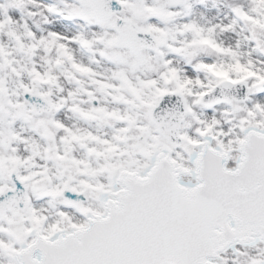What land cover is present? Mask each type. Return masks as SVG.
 I'll return each mask as SVG.
<instances>
[{
  "label": "rangeland",
  "instance_id": "rangeland-1",
  "mask_svg": "<svg viewBox=\"0 0 264 264\" xmlns=\"http://www.w3.org/2000/svg\"><path fill=\"white\" fill-rule=\"evenodd\" d=\"M120 1L124 3L122 11L99 23L91 18V8L85 1L0 0V193L11 188V170L23 167L30 197L27 213L14 210L0 222V264L11 257L19 229L24 236L27 226L40 225V217L57 221V214L51 212L57 210V202L53 203L45 192L48 174L52 175V155L45 154L41 139L54 131L47 121L51 114L34 116L21 100L24 92L40 91L46 97L52 89L56 95L66 96L82 95L87 89L99 101L102 130L110 123L119 126L117 134L124 133L126 125L132 127L122 149L130 151L129 157L101 159L103 175L112 166L145 167L156 144L170 147L178 160L187 164L185 149L211 133L215 135L212 144L233 152L234 163L243 131L250 127L264 129V93L259 94V84L264 83V0ZM118 17L156 38L159 53L132 55L114 47L117 34L112 22ZM215 21L224 23L226 29L231 22L234 29L227 31L242 34L246 53L250 51L241 57L243 60L212 35L208 26ZM77 43L84 57L73 59L76 56L70 49H77ZM236 60L241 61L240 68L234 65ZM73 63L89 66V70L92 66L91 76L77 73ZM177 71L181 81L191 76L188 82L193 84L195 80L196 84L189 89L180 86ZM35 78L54 79V88L36 85ZM226 80L247 85L249 91L243 102L212 107L200 103L204 94ZM152 81H159L158 90L151 86ZM168 91L181 94L188 108L180 124L183 139L176 146L156 135L149 116L161 94ZM68 105L67 109H72V103ZM104 115L115 117L111 120ZM5 139L7 149L3 146ZM102 145L104 149L106 145ZM15 159L21 163H15ZM58 178L54 182L60 184ZM26 216L30 220H24Z\"/></svg>",
  "mask_w": 264,
  "mask_h": 264
},
{
  "label": "water",
  "instance_id": "water-1",
  "mask_svg": "<svg viewBox=\"0 0 264 264\" xmlns=\"http://www.w3.org/2000/svg\"><path fill=\"white\" fill-rule=\"evenodd\" d=\"M89 2L91 14L100 21L119 12L122 5L117 0ZM114 27L120 36L113 43L116 46L134 54L143 48L157 51V42L132 22L118 19ZM260 85L259 94H263ZM226 87L238 90L221 91ZM212 92L202 103L240 102L245 100L247 89L240 83H225ZM216 92L220 97L208 102ZM184 113L182 97L168 93L154 109L152 121L167 140L177 143ZM206 136H211L213 143L215 135ZM155 148L161 147L156 144L150 154ZM164 148L180 162L170 147ZM195 148L196 145L185 149L191 160L199 150ZM241 151L243 160L232 172L225 168L227 155L205 142L195 165L199 185L193 189L178 182L179 174L186 170L160 157L147 179L131 174L123 177L124 189L116 195L117 202L109 204L106 217L92 219L86 229L65 234L54 242L38 237L17 254L19 264H210L209 259L217 258L237 240L245 241L254 235L264 241V134L249 131ZM229 153L232 160L233 152ZM21 188L18 185L16 195L0 198V220L6 211L27 205ZM20 236L21 229L16 235L18 246L30 240L27 235ZM233 250L236 251L225 252L219 263L264 264V246L260 243Z\"/></svg>",
  "mask_w": 264,
  "mask_h": 264
},
{
  "label": "flooded vegetation",
  "instance_id": "flooded-vegetation-1",
  "mask_svg": "<svg viewBox=\"0 0 264 264\" xmlns=\"http://www.w3.org/2000/svg\"><path fill=\"white\" fill-rule=\"evenodd\" d=\"M35 82L36 85L42 87L52 86L54 88V79L51 78H35ZM49 92L46 97L40 91L31 92L43 97L52 106L48 113L33 114L36 117L51 114V118L47 121L51 126V130H54L51 135L41 138L44 146H46L45 154L52 155L49 158L51 161L49 168L52 175L48 174L50 180L48 189L45 192L53 203H58L54 205L57 210H51V212L53 211L52 214H57L55 223L52 217H40L37 220L40 227L36 228L48 236L56 235L60 230L78 226L84 221L85 213L97 212L101 209L103 199L109 197L116 189L119 169V165L112 166L109 169L106 168L103 175L101 168L103 162H101V159L119 155L129 157L130 151H123L122 149L131 133V130L127 128L124 133L117 134L119 131L115 130L117 125L112 126V123L108 125L110 127H105L102 130L101 120L98 118L100 109L97 107H99V101L95 99L93 92L87 89L84 90L85 93H82V95L77 93L74 95L68 94L67 96L56 95L53 89ZM69 102L73 106L70 110L67 109ZM66 109L69 110L70 114ZM104 116L108 118L106 115ZM113 118L111 117V120ZM63 132L65 134H62ZM59 133L61 134L59 135ZM138 139L140 140L141 137H138ZM101 145H106V147L102 149ZM37 153L35 152L36 155ZM15 163L20 164L21 160L15 159ZM21 168L20 170L15 167L14 171L24 179L27 189V178L23 175L24 168ZM10 174L11 172L8 174L11 186ZM58 176L57 180L60 184L54 182V179ZM69 189L82 198L81 202L73 204L72 209L67 208L68 202L64 197L58 196L64 190L68 191ZM25 219L28 220V216Z\"/></svg>",
  "mask_w": 264,
  "mask_h": 264
},
{
  "label": "bare ground",
  "instance_id": "bare-ground-1",
  "mask_svg": "<svg viewBox=\"0 0 264 264\" xmlns=\"http://www.w3.org/2000/svg\"><path fill=\"white\" fill-rule=\"evenodd\" d=\"M226 22H228V21H226ZM61 26L63 27V25H61ZM233 26H234V24L231 23V22H229L228 25H227V29H226V28H224V23H217L215 21V22H213L212 24H210L208 26V29H211L212 30V33H213L212 35H214V37H217V39H219L220 41H222V42H224L226 44V46L228 47V51H230L233 54H236L237 55V57H238L237 59H239L241 57L244 58V55L245 54L248 55V53L250 51L248 53H246L247 52L246 51V49H247L246 42L244 41V39L242 38V34L240 32H238V30H237V32L236 31L234 32L233 30L227 31L229 29H234V28H231ZM69 28H67L68 31L70 30ZM70 53H71V55L76 56V57H72L73 59H75V58H78L79 59V58H82V56H83V54H81L78 49H74V48L73 49H70ZM251 57H253V56H251ZM246 58H248V57H246ZM246 58H245V60H246ZM240 64H241V61H239V60H236L234 62V65L236 67H239V68H240ZM249 65H250V63H248L246 67H248ZM230 68L233 69L232 66ZM241 70L243 72L245 71L244 69H241ZM177 72H178V74L176 75V77L178 79V83H179L180 86H183L186 89H189L190 87H192V85H195L196 84V81L195 80L193 81V84L191 82H188V81H190V79H192L191 76H189L188 78H183V80L181 81V79H180L181 78V74L179 73V71H177ZM158 83H159V81H157V82L156 81H152L151 82V86H153V88H155V89L158 90L159 89V84ZM118 127L119 126H117V128L115 129L116 131L119 130ZM21 238H25V236H21ZM16 242H17V240H16ZM17 247H18V244H17ZM3 261H4V264H14L13 259H11V258H8V260H3Z\"/></svg>",
  "mask_w": 264,
  "mask_h": 264
}]
</instances>
